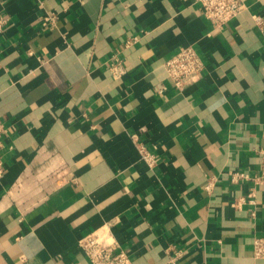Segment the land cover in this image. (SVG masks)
<instances>
[{"label":"crops","instance_id":"1","mask_svg":"<svg viewBox=\"0 0 264 264\" xmlns=\"http://www.w3.org/2000/svg\"><path fill=\"white\" fill-rule=\"evenodd\" d=\"M245 3L214 29L194 0H0V264H89L100 229L134 264H264V181H232L264 147V0ZM187 45L205 67L178 90Z\"/></svg>","mask_w":264,"mask_h":264},{"label":"built area","instance_id":"2","mask_svg":"<svg viewBox=\"0 0 264 264\" xmlns=\"http://www.w3.org/2000/svg\"><path fill=\"white\" fill-rule=\"evenodd\" d=\"M200 4L205 18L213 25L214 29H222L234 18L238 17L246 9L245 0H194ZM256 23L263 27V18L255 16ZM55 22V16L52 15L45 19L44 24L48 26ZM1 26V25H0ZM33 54V52H31ZM109 69L114 77L119 78L125 73L122 60L115 55L108 63ZM205 64L192 45L183 46L171 58L165 62V71L167 77L172 81L178 90H183L192 83H196L202 77ZM166 86L163 85L161 92H164ZM9 132L8 127L0 117V179L6 174L7 167L4 160L5 138ZM140 153V158L147 166L154 170L161 162V153L158 146H148L138 133L131 135ZM260 158V173L251 176L246 171H233L232 181L252 179L256 184L264 181V147L256 149ZM213 182L208 183L205 188L211 191ZM240 202H238V205ZM79 245L86 254L89 264H134L130 255L121 249L118 242L114 239L108 229H100L91 232L79 241ZM254 255L257 258H264V237L254 238Z\"/></svg>","mask_w":264,"mask_h":264}]
</instances>
